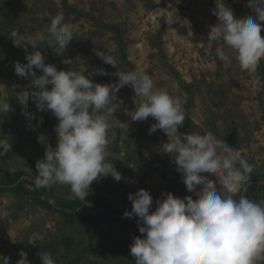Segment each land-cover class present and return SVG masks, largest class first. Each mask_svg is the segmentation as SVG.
<instances>
[{
    "label": "rangeland",
    "instance_id": "374dc122",
    "mask_svg": "<svg viewBox=\"0 0 264 264\" xmlns=\"http://www.w3.org/2000/svg\"><path fill=\"white\" fill-rule=\"evenodd\" d=\"M66 2L82 16L68 14L63 0H0V100L7 101L12 109L0 115V138L11 143V150L0 157V179L20 172L28 173L31 178L36 176V162L45 153L38 135L44 134L48 143L56 146L54 129L58 120L51 111H37L31 97L25 109L17 99V93L30 86L31 78L17 76L14 64L26 63L27 52L36 49L27 45L26 52L10 38L13 31L26 38L38 31L47 35L51 19L62 13L73 27L74 39L62 56L56 55L54 46L37 42L46 64L86 75L92 72L94 83H115L118 77L114 73L119 66L114 68L98 58L93 49L99 48L116 57L121 70L131 71L134 67L147 73L157 88L167 89L182 101L188 119L184 122L187 131L180 128L181 133L211 132L253 166L251 178L264 182V59L257 71L249 74L222 40L208 41L209 26L218 22L212 12L215 0ZM224 3L237 18L255 16L248 0H224ZM112 26L122 32L121 41L126 45L125 55L131 66L122 62L120 41L110 30ZM261 35L264 36V31ZM217 48L223 49L229 62L219 59ZM66 58L71 59L69 65L63 63ZM101 68L108 75L95 74ZM35 71L37 76L42 74ZM117 96L120 103L116 105L113 120L119 119L123 124L109 132L107 161L113 163L122 179L117 182L109 175L94 181L86 198L107 199L116 209L129 212L132 203L128 194L139 189L149 191L153 203L162 200V194L168 192L196 199L195 193L187 191L174 158L161 151V145L167 142L166 134L160 129L149 134L156 121L152 117L131 121L127 115L141 102L140 98L130 86L121 88ZM25 112L34 114L35 119L30 120ZM40 118L42 123L38 124ZM249 186L248 183L245 195ZM52 191L54 199L62 203L80 200L66 185L54 184ZM259 201L264 202V189ZM94 217L95 213L88 210L80 220L66 225L60 214L44 210L32 197L20 198L5 192L0 195V255L10 257V264L20 259L21 250L27 253L30 264H41L42 251L51 253L55 264H67L78 257L80 264H135L130 250L120 249L111 237L134 239L143 235L139 228L95 224ZM65 241L71 245L69 249ZM82 243H101V256L83 254Z\"/></svg>",
    "mask_w": 264,
    "mask_h": 264
},
{
    "label": "clouds",
    "instance_id": "9594fccd",
    "mask_svg": "<svg viewBox=\"0 0 264 264\" xmlns=\"http://www.w3.org/2000/svg\"><path fill=\"white\" fill-rule=\"evenodd\" d=\"M255 16L237 18L224 0H215L213 15L217 23L209 26L208 41H223L232 49L240 67L253 74L264 59V0H248ZM16 47L31 45L26 63L14 64L17 76L31 78L30 86L17 93L19 103L26 109L29 98L37 111H51L58 120L56 146L44 134L38 142L45 145L44 158L37 160L35 187L46 188L54 184L66 185L73 196L85 200L94 181L109 175L119 182L122 174L107 161L109 132L122 126L113 120L117 93L130 86L140 103L128 111L131 121H146L152 117L156 123L149 134L162 130L167 136L162 152L174 158L177 171L191 196L180 198L171 192L156 201L149 191L139 189L128 194L132 203L126 217H136L142 236L134 237L130 254L135 264H260L264 261V202L257 203L245 194L253 166L233 147L217 139L211 132L181 133L185 122V109L178 98L167 89L157 88L154 80L139 69L121 70L116 57L99 48L95 55L105 63L119 66L114 73L117 82L94 83L90 73L58 70L46 64L45 56L36 47L47 43L62 56L74 39V30L57 14L50 21L47 35L38 31L25 37L13 31L10 38ZM30 41V42H29ZM220 60L229 62L222 48L216 49ZM69 65L71 59H64ZM35 70H40L37 76ZM95 74L108 75L103 69ZM50 86V87H49ZM120 103V102H119ZM11 105L0 100V115L11 111ZM30 120L34 114L24 113ZM42 123V118L37 121ZM11 150V143L0 138V157ZM214 178V179H213ZM243 193V194H242ZM239 196V199L236 197ZM41 264H55L52 254L42 251ZM0 264H10V257L0 255ZM16 264H30L27 253L20 252Z\"/></svg>",
    "mask_w": 264,
    "mask_h": 264
},
{
    "label": "trees",
    "instance_id": "16d2710c",
    "mask_svg": "<svg viewBox=\"0 0 264 264\" xmlns=\"http://www.w3.org/2000/svg\"><path fill=\"white\" fill-rule=\"evenodd\" d=\"M63 5L66 6L67 13L70 15H76L78 17L82 16V13L79 12L77 9L69 7L67 5L66 0H63ZM112 33L116 38L120 41V49L122 53V62L127 63L131 66L130 63L127 61V57L125 55L126 45L122 38V32L117 26H112L110 28ZM134 70V67L132 68ZM188 87V85H186ZM186 119H188L186 117ZM182 129L187 131L186 125L184 124ZM35 175L37 176V172L35 169ZM35 177L31 178L28 173L20 172L13 176L7 175L0 179V195L4 194L5 192L13 193L14 195L20 198H27L32 197L35 204L42 207L44 210L50 212H57L64 218V223L66 225L74 224L77 220H80L83 213L91 210L95 213L94 223L95 224H102L108 223L113 226L117 225H131L135 228H139L138 225V218L136 217H126L124 213L126 211H121L116 209L111 201L107 199H85V200H77L67 203H62L54 199L52 186L46 188H39L37 189L34 184ZM262 180L252 177L249 182V189L246 196L257 202L259 201V194L264 189L261 185ZM28 187L32 188L30 190ZM156 202L152 205V210L156 208ZM142 236V235H138ZM137 236V237H138ZM112 240L116 241L118 247L122 250H130V245L133 243V239H122L117 238L116 236L111 237ZM66 248H70L71 245L65 241L64 243ZM82 253L86 255H92L96 257H100L103 251V245L101 243H91V244H83ZM67 264H80V258L71 259L67 262Z\"/></svg>",
    "mask_w": 264,
    "mask_h": 264
},
{
    "label": "water",
    "instance_id": "95a60500",
    "mask_svg": "<svg viewBox=\"0 0 264 264\" xmlns=\"http://www.w3.org/2000/svg\"><path fill=\"white\" fill-rule=\"evenodd\" d=\"M261 185L264 186V182H261ZM180 198H181V197H180ZM182 198H184V197H182ZM137 223H139V222H137Z\"/></svg>",
    "mask_w": 264,
    "mask_h": 264
}]
</instances>
